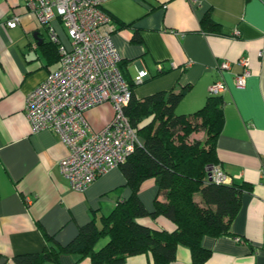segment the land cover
Listing matches in <instances>:
<instances>
[{"label": "crops", "instance_id": "obj_1", "mask_svg": "<svg viewBox=\"0 0 264 264\" xmlns=\"http://www.w3.org/2000/svg\"><path fill=\"white\" fill-rule=\"evenodd\" d=\"M101 7L115 26L112 39L123 75L132 81L139 70L148 73L133 88L137 98L189 86L175 109L189 114L204 104L209 85L217 80L226 84L220 94L224 120L216 140L217 165L230 182H244L251 190L242 193L231 222L234 236L202 238L210 250L203 264H264V54L258 55L264 51V0H105ZM206 13L217 24L216 33L201 30ZM13 15L19 16L17 26L0 25V264H15V255L39 252L44 245L41 228L67 243L79 226L93 218L99 223L100 216L130 194L119 167L83 192L71 189L59 166L69 153L67 146L49 129L31 130L25 97L57 66V52L48 44L46 26L23 0H0V22ZM51 25L69 49L71 39L60 19ZM241 57L248 58L251 73L245 87L237 88L233 77L243 70L237 62ZM223 60L230 68L219 73L217 64ZM113 113L111 103L103 102L84 115L98 131ZM192 135L202 140L198 132ZM155 192L154 179H146L139 197L147 209L153 208ZM138 221L174 228L163 216ZM102 239L101 245L106 242ZM60 262L90 264L75 254L61 255ZM121 264H150V259L135 255ZM170 264H191L188 248L178 246Z\"/></svg>", "mask_w": 264, "mask_h": 264}, {"label": "trees", "instance_id": "obj_2", "mask_svg": "<svg viewBox=\"0 0 264 264\" xmlns=\"http://www.w3.org/2000/svg\"><path fill=\"white\" fill-rule=\"evenodd\" d=\"M200 25L205 33L217 31V24L208 13ZM48 44L57 52L58 65V45L52 40ZM120 63L118 68L131 89L124 113L142 140V145L118 165L130 188L129 196L100 216L99 223L93 218L79 226L76 235L65 244L41 228L43 248L15 255V264H61V255L73 254L79 259L87 257L90 264H121L126 258L141 254L149 256L150 264H170L178 246L188 248L191 264H203L210 255L201 243L204 236H234L231 222L239 211L242 193L250 191L251 186L244 182H209L206 170L208 165L218 164L216 140L224 120L222 96L208 95L194 112L176 113L189 86L137 98L133 94L136 83L123 75ZM199 131L204 133L202 140L191 137ZM149 178L156 185L152 209H147L139 197L142 183ZM145 216H163L174 228H156L138 221ZM102 238L106 242L96 248Z\"/></svg>", "mask_w": 264, "mask_h": 264}, {"label": "built area", "instance_id": "obj_3", "mask_svg": "<svg viewBox=\"0 0 264 264\" xmlns=\"http://www.w3.org/2000/svg\"><path fill=\"white\" fill-rule=\"evenodd\" d=\"M23 1L39 24L46 26L60 55L58 65L25 97V115L33 132L49 129L67 146L69 153L59 162L60 170L71 189L83 192L142 145L124 113L131 89L118 68L122 57L112 39L115 26L101 7L105 0ZM54 18L60 19L71 39L69 49L51 25ZM18 23L19 16L13 15L0 25L13 28ZM237 62L243 70L233 77V84L244 88L251 73L249 60L241 57ZM229 68L228 60L217 64L219 73ZM147 75L145 69L139 70L133 82L139 84ZM226 89L224 81L217 80L207 90L209 95H220ZM103 102L111 103L113 117L95 131L84 113ZM206 170L209 182H230L218 165H208Z\"/></svg>", "mask_w": 264, "mask_h": 264}, {"label": "rangeland", "instance_id": "obj_4", "mask_svg": "<svg viewBox=\"0 0 264 264\" xmlns=\"http://www.w3.org/2000/svg\"><path fill=\"white\" fill-rule=\"evenodd\" d=\"M198 133H199V135H202V138H201V139H203V138H204V133H203V131H199ZM191 137H194V136L192 135ZM195 197L198 198V197H200V196H199V194L197 193V194L195 195ZM103 242H104V239L100 240V242H99L98 244H96V248L100 247V245H101ZM101 246H102V245H101Z\"/></svg>", "mask_w": 264, "mask_h": 264}]
</instances>
